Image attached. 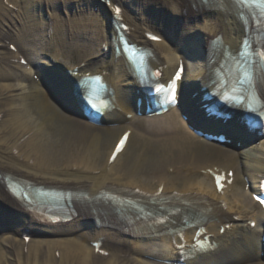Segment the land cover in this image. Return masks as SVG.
Instances as JSON below:
<instances>
[{
	"label": "bare ground",
	"instance_id": "6f19581e",
	"mask_svg": "<svg viewBox=\"0 0 264 264\" xmlns=\"http://www.w3.org/2000/svg\"><path fill=\"white\" fill-rule=\"evenodd\" d=\"M103 1L107 7L105 13L88 18L86 24H73L64 31V38L60 33L62 29L56 30L49 23L42 28L43 36H59L55 43L68 59L60 70L54 64L43 70V84L41 77L37 78V71L30 67L25 71L23 65L34 59L31 51L28 56L25 51L29 50L27 42H32L28 40L34 31L31 22L37 23L29 15L30 20L25 21V13L17 9L18 0L0 2L2 25L6 27L0 30V176L8 175L48 188L70 189L85 201L111 193L153 202L164 198L201 201L216 212L206 214L202 224H195L184 231L183 236L163 233L140 238L127 234L112 222L105 223L104 219L91 221L86 211L69 223L39 229L42 234L64 237L26 241L25 234L31 231V224L44 225L24 207L12 203L14 200L0 179V224L4 223L0 231L10 232L0 235V264H155L141 261L140 254L169 261V264H264L256 260L264 250L261 241L264 214L253 200L264 178V137L234 152L197 136L181 118V114L186 113L192 120L198 116L196 108L204 111L203 105L210 103L204 96L213 88L207 63L191 60L194 55L201 58L200 51L191 46L193 33L203 48L219 36L228 51L237 52L244 37V25L218 0H210L206 6L215 18L209 17L194 25L191 20L181 25L165 14L149 15L152 12H148L145 5L139 8L137 0H128L130 6L126 9L124 0ZM159 1L162 6L176 10L205 8L199 0ZM74 8L81 11L85 4ZM116 8L121 9L120 16L116 15ZM127 9L134 15H128ZM114 22L127 28L124 34L132 44L152 54L150 65L160 72L159 81L165 86L174 82L176 69L184 63L186 72L183 71L177 81L176 91L178 106L184 105L180 110L177 106L171 110L172 114L151 120L135 116L130 97L141 98L144 106L143 95L140 90L137 92L139 88L130 77L124 57L115 55ZM89 23L95 25L93 29ZM173 26L181 31L186 29L180 45H173ZM147 34L155 35L160 42L150 41ZM35 37L33 45L41 44L37 49L43 53L45 46ZM12 41L16 42L14 52H11L12 43L8 44ZM94 46L101 50L97 56L90 53ZM53 47L50 45L49 49ZM180 51L186 52L190 59H185ZM64 55L60 59H66ZM55 56L53 52L47 57L53 60ZM90 56L98 57L96 63L88 61ZM39 63L47 65L48 59H41ZM53 69L59 77L52 73ZM27 73L34 82L27 79ZM92 75H100L114 97L113 110L104 113L100 121L107 116L118 119L131 116L127 126L104 128L89 122L82 124L62 112L81 115L70 99V90L75 94L71 84ZM41 94L50 97L52 103L44 104ZM226 122L233 124L236 118ZM116 131L111 142H106L105 137ZM122 135H127V140L123 149L116 152L115 146ZM133 141L138 147L123 159V152ZM218 177L221 188L216 185ZM8 220H11L10 225H7ZM250 222L255 225L251 226ZM82 227L88 232L78 234ZM200 227L204 234L199 239L207 236L217 248L205 255H193L189 250ZM143 239L151 242H141Z\"/></svg>",
	"mask_w": 264,
	"mask_h": 264
},
{
	"label": "rangeland",
	"instance_id": "374dc122",
	"mask_svg": "<svg viewBox=\"0 0 264 264\" xmlns=\"http://www.w3.org/2000/svg\"><path fill=\"white\" fill-rule=\"evenodd\" d=\"M13 1H14V3L17 2V0H13ZM137 1H138L137 3H138L139 8H141L142 5H145L144 8L145 9L147 8L146 10L149 9L148 12H152V14L148 13L149 15H153L154 13H157V14L160 13L161 14L162 12H166V11H163L164 7L160 6L159 4H156V2L153 1V0H137ZM0 2H2V0H0ZM82 3H83V5L85 4V8H83V10H81V11H78L77 9L75 10L74 7L76 5H78V4L80 5ZM151 3H155V4H151ZM74 4H76V5H74ZM124 5H125L126 8L129 7L130 6L129 1L128 0H124ZM105 7L106 6L104 4H102L99 0H82V2H79V1H74V2L68 1L67 2L66 0H18L17 9L20 12L22 11L23 13H25V17L27 18V19H25V21L26 20L28 21V19H29L28 15H29L30 19L31 20L34 19V22L37 23L36 25H34V23L31 22L32 23V28H33L34 31H32L30 33V37L28 39V40H32V42L31 43L27 42V44H26L27 49H29V50L25 51L26 55L28 56L29 55L28 51L29 52L31 51V53H33V55H34L35 60H39V55H41V57H43L41 51H39V49H37V47L38 48L41 47V44L39 46H37V47L33 45V44H35L34 40L36 39V37H35V35H36L41 40L40 43H43L44 46H45V48H44L45 49V51H44L45 53L44 54L53 53L54 52L56 54L59 53L61 55V57H62L64 54L62 52H60V50L62 48H60V46L56 45V43H55L56 39L55 38L52 39V38L43 36V31L44 30L42 29V27H45V23L50 21L51 24L53 25V27H56V30H58V29L61 30L62 29V31L60 33H61V37L64 38V31L65 30H67L73 24H76V23L86 24V20H87V23H88V21H89L88 18H90V17H100L102 15L101 14L102 12L105 13ZM127 10H128L127 11L128 15H130V16L134 15V13L130 12L129 9H127ZM1 12L2 11L0 10V13ZM210 13H211V11L202 12V14H204L205 16L210 17V19H214L215 18L214 14L213 13L210 14ZM14 15L16 16V14H14ZM32 15H34L35 17L34 18L31 17ZM187 17H189V16L187 15ZM81 19L83 21H80ZM89 24L91 25V27L90 26H87V27L88 28L90 27V29H93L92 26H95V25H93L91 23H89ZM87 27H86V29H87ZM0 29L1 30H6V27L4 25H2V14H0ZM58 38H59V36H58ZM66 41L68 42L70 40L67 39ZM12 42H13L14 45H16V42H14V41H12ZM50 45L54 46L53 49H51V50L49 49ZM13 48H14V46H13ZM93 48H92V50L90 52L93 55L97 56V54L101 53V50H97L98 48L96 46H94ZM64 58H66L65 55H64ZM97 59H98V57L90 56L88 61L96 63ZM64 60L67 61L68 59L66 58ZM29 66L31 67L32 63H30ZM26 68H28L27 65L25 66V70H26ZM27 77H28V75H27ZM28 78H29V80L31 79L30 77H28ZM40 97L43 100L44 104L48 105L49 103H51V101L46 96H42V94H41ZM75 119L79 120L82 124L85 123V121L82 120V119H79V118H75ZM129 122H130L129 119L117 120V119L108 117L103 122V126H106V127H109V128H114V127L121 128V127L126 126ZM117 132L118 131H116L114 133H111L110 135L106 136L105 137L106 142H111L112 138L117 135ZM89 135L91 136V132L87 136L90 137ZM137 147L138 146H137L136 141H133L126 148V150L123 152L121 157L123 159L126 158L132 152L131 150H133V149H135ZM15 211L18 212V210H15ZM7 214H9V213H7ZM12 215H15V214H12ZM7 222H8L7 225L11 224V220H8ZM90 223H91V221H90ZM0 225H4V223H1ZM43 228L44 227H42V226H37V225L31 224L30 225V230L31 231L28 233V236H29L28 238H32V239H48V238L54 237V236L55 237H59V236L62 237L63 236V235H54V234H51V233H47V234L39 233V229H43ZM77 229L79 230L80 228H77ZM44 230H46V229H44ZM82 232H88V231H87V229L82 227L78 234H82ZM6 233H10L9 230H1L0 231V235L6 234ZM138 242L139 241H137V243ZM139 258L141 259V261L143 260V261L151 262V263H155V264H161L162 263L159 259H155V258H153L151 256L146 255V254L145 255L140 254ZM259 260L262 261V258L259 257ZM5 262H7V260H5Z\"/></svg>",
	"mask_w": 264,
	"mask_h": 264
},
{
	"label": "snow or ice",
	"instance_id": "6c2138e0",
	"mask_svg": "<svg viewBox=\"0 0 264 264\" xmlns=\"http://www.w3.org/2000/svg\"><path fill=\"white\" fill-rule=\"evenodd\" d=\"M240 2H245V0H240ZM259 2L261 4H264V0H259ZM119 13H120V9L119 8H116V14L119 15ZM151 39L156 40V39H158V37L153 36V37H151ZM124 142H125L124 140L121 141V145L118 146V149H117L118 151L120 150V147H122V145L124 144ZM261 202L264 203V201H261Z\"/></svg>",
	"mask_w": 264,
	"mask_h": 264
}]
</instances>
